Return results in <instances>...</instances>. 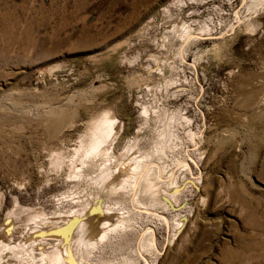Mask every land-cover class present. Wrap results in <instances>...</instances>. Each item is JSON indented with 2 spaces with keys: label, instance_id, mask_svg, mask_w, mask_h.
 I'll return each mask as SVG.
<instances>
[{
  "label": "rangeland",
  "instance_id": "obj_1",
  "mask_svg": "<svg viewBox=\"0 0 264 264\" xmlns=\"http://www.w3.org/2000/svg\"><path fill=\"white\" fill-rule=\"evenodd\" d=\"M251 1L0 0V264H45L63 241L61 264H264ZM106 114V156L81 157ZM118 162L137 170L121 187Z\"/></svg>",
  "mask_w": 264,
  "mask_h": 264
},
{
  "label": "bare ground",
  "instance_id": "obj_2",
  "mask_svg": "<svg viewBox=\"0 0 264 264\" xmlns=\"http://www.w3.org/2000/svg\"><path fill=\"white\" fill-rule=\"evenodd\" d=\"M174 1V0H173ZM183 1V0H180ZM246 0H244L245 2ZM256 1L260 0H253L250 2V7H252ZM190 2V1H189ZM188 2V3H189ZM243 2V1H242ZM175 5V4H174ZM165 9V8H164ZM168 9V8H167ZM255 12V11H254ZM235 14L237 15V11H235ZM169 15V14H168ZM250 15V14H249ZM240 16L238 14V19H240ZM243 20V19H241ZM252 20V16H250L247 21H244L245 24L250 23ZM241 22V21H240ZM239 23V22H238ZM235 24V23H234ZM233 24V25H234ZM234 30V28H233ZM196 34L189 28V26H185L184 30L181 34V38L183 40V45L181 47V53L180 55L183 54V46L190 40L195 38ZM185 54V52H184ZM182 57V56H180ZM185 57V56H184ZM195 64V63H194ZM145 116V115H144ZM113 117V116H112ZM111 115L106 114L104 117L103 121H100L98 125L95 128H90L88 132L82 137L81 144L79 148L77 149L78 152L80 153L81 157L83 158H94L98 154L101 155L102 157H105L108 148L106 147L108 138L112 134V132L116 129V123H115V118L113 119ZM137 141V140H136ZM129 144V143H128ZM135 151V150H134ZM77 152V151H76ZM131 152V151H130ZM136 153V152H135ZM77 155V154H76ZM78 155V156H79ZM80 157V158H81ZM124 159V158H123ZM132 160V159H131ZM122 161V160H121ZM86 163V161H84ZM129 163V162H128ZM150 163V162H149ZM127 164V163H126ZM122 162H118L115 166L116 172L118 173L119 176V181L117 182L116 186H124V184L129 181L130 178H133L135 176V173L137 172L136 167L134 164L130 163L129 165H126ZM186 164V163H185ZM101 166V165H100ZM137 166V165H136ZM186 166V165H185ZM136 170V172H135ZM137 174V173H136ZM148 174V173H147ZM162 175V174H161ZM147 176V175H146ZM160 177V176H159ZM170 180V179H169ZM170 182V181H169ZM128 185V184H127ZM147 185V184H146ZM145 185V186H146ZM149 187V186H148ZM114 188V187H113ZM110 192V191H109ZM108 193V192H107ZM170 194V193H169ZM112 195V194H111ZM99 196V195H98ZM118 196V195H117ZM128 198V197H127ZM129 200V199H128ZM154 202L153 200H151ZM141 203V202H140ZM155 203V202H154ZM79 204V203H78ZM163 204V203H162ZM173 204V203H172ZM160 206V205H158ZM133 207V206H132ZM256 207V206H255ZM152 209V208H151ZM75 211V210H74ZM108 213V212H107ZM102 218H105L104 222H108V215L105 213L100 214ZM78 216V215H77ZM97 216V215H96ZM99 215L97 218H101ZM123 217V216H122ZM169 218V217H168ZM136 219V218H135ZM154 219V218H153ZM79 223V222H78ZM155 225V224H154ZM79 226V225H78ZM95 230V229H94ZM102 231V230H101ZM86 232V233H84ZM92 230L88 231H80V239L84 241V239H89L90 237L93 236ZM139 233V231H138ZM118 234V233H117ZM107 235V234H105ZM122 237V236H121ZM128 237V236H127ZM80 245H82V242ZM119 240V239H118ZM63 241L60 244H58L55 248L51 249L47 253H45V264H61L62 260L64 259L68 260L71 263L72 258L69 256V247H68V242ZM112 242V241H111ZM121 248V247H120ZM16 249V248H15ZM126 249V248H125ZM164 252V251H163ZM44 253V252H43ZM79 253V252H78ZM83 255V254H82ZM92 259V258H91Z\"/></svg>",
  "mask_w": 264,
  "mask_h": 264
}]
</instances>
